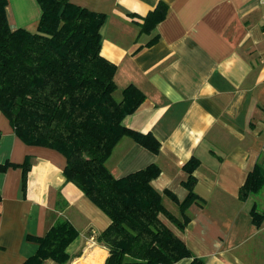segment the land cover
I'll return each instance as SVG.
<instances>
[{"label":"crops","instance_id":"0c3cea01","mask_svg":"<svg viewBox=\"0 0 264 264\" xmlns=\"http://www.w3.org/2000/svg\"><path fill=\"white\" fill-rule=\"evenodd\" d=\"M70 1L105 14L100 53L116 65L114 95L129 84L144 94L123 124L159 142L154 153L123 135L105 161L111 174L156 164L150 183L182 220L184 165L197 159L189 221L179 229L159 218L204 264H264V185L239 197L255 163L264 165V0ZM159 1L168 5L166 16L141 31ZM40 13L36 0H7L12 29L36 30ZM65 163L60 151L24 142L0 111V264H22L37 247L27 235H43L60 217L78 232L66 247L68 264L104 263L108 248L96 234L110 219L65 179Z\"/></svg>","mask_w":264,"mask_h":264},{"label":"trees","instance_id":"16d2710c","mask_svg":"<svg viewBox=\"0 0 264 264\" xmlns=\"http://www.w3.org/2000/svg\"><path fill=\"white\" fill-rule=\"evenodd\" d=\"M40 17L36 30L10 28L7 0H0V111L10 120L15 134L29 144L60 151L66 158L63 174L110 219L96 234L108 248L103 264H204L160 218L163 213L177 228L189 221L184 213L198 196L193 170L198 160L184 165L188 192L179 202L182 220L168 211L151 185L160 169L156 164L114 177L105 165L112 148L123 135L157 153L158 140L123 124L143 101L133 84L121 97L114 95L116 65L100 53V26L105 14L70 0H36ZM159 1L143 17L141 31L149 32L167 13ZM155 38L148 41L152 42ZM264 185V165L255 163L239 188L246 198ZM175 198V197H174ZM253 220L258 218L252 210ZM65 218H58L41 236L27 235L36 251L22 264H43L46 259L68 264L67 245L77 235Z\"/></svg>","mask_w":264,"mask_h":264}]
</instances>
